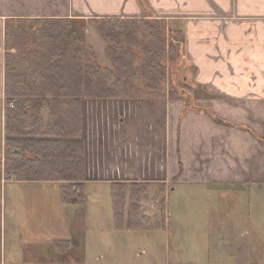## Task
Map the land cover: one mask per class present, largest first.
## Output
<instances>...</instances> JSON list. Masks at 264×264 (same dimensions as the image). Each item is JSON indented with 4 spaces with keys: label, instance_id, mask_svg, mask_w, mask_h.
I'll return each instance as SVG.
<instances>
[{
    "label": "crops",
    "instance_id": "crops-1",
    "mask_svg": "<svg viewBox=\"0 0 264 264\" xmlns=\"http://www.w3.org/2000/svg\"><path fill=\"white\" fill-rule=\"evenodd\" d=\"M146 2L148 11L139 0H0V160L4 168V161L17 152L25 165L10 180L1 171L5 209L4 217L0 215V232L1 220L5 225L9 220L18 229L12 228L4 237L0 233V264H13L18 255L35 254L46 236V223L64 229L54 210L71 206L61 201L58 176L84 174L89 177L85 188L86 183L111 188V184L133 182L160 185L161 189L176 183L190 188L264 187V144L260 141L264 140V0ZM96 19L160 20L169 29L183 32V54L194 68L198 87L192 91L193 103L163 100L162 156L149 154L137 139L141 133L129 130V121L122 117L126 101H104L100 106L92 98L83 99L79 90L32 87L21 90L22 96L70 99L7 103V62L12 65L13 58L20 55L19 60L26 54L28 59L35 55L30 59L38 65L49 63L60 48L58 43L39 40L42 26L61 24L75 38L84 32L85 47L110 66L105 50L101 57L89 41ZM205 109L229 125L216 124L203 114ZM115 115L120 118L117 125L111 122ZM63 151L64 161L82 154L85 167L69 172L66 164H55L63 158ZM141 154L155 163L156 175L124 179L125 172L135 175L138 171ZM18 176L46 179L19 181ZM21 228L27 235L19 234ZM66 236L59 234L58 238L68 240Z\"/></svg>",
    "mask_w": 264,
    "mask_h": 264
},
{
    "label": "rangeland",
    "instance_id": "rangeland-1",
    "mask_svg": "<svg viewBox=\"0 0 264 264\" xmlns=\"http://www.w3.org/2000/svg\"><path fill=\"white\" fill-rule=\"evenodd\" d=\"M144 34L147 30L143 27L138 40ZM89 36L87 38L102 57L108 43L100 36L96 26ZM128 44L140 50L138 42ZM167 56L163 65L167 68L168 79L162 84L161 99L150 95L139 81L134 82L136 90L132 91L138 94L133 93L131 101L121 99L126 101L122 117L129 121V130L140 132L137 139H141V146L157 157L163 154V100L184 99L193 103L195 93L189 94L187 88L194 91L198 87L194 81V68L187 55L183 54V49L179 62H173L170 55ZM183 56L186 59H182ZM106 59L110 62L107 55ZM170 75L171 82H174L172 87ZM201 95L206 94L201 92ZM95 102H99L100 106L104 103ZM119 119L115 115L111 122L117 125ZM131 152L136 156L133 148ZM155 168V163L147 162L141 154L135 175L129 170L123 176L130 180L149 177V173L155 174ZM86 186L84 208L69 205L77 209V214L71 207L54 210L60 216L64 229L59 231L46 223V236L39 241L36 253L18 255L13 264H264V187L190 188L189 185L172 184L165 188L168 209L165 228L139 231L129 229L126 223L117 226L114 222L110 186H90L87 183ZM154 188L162 191L160 185H154ZM60 197L62 201V194ZM4 202L0 192L1 218ZM148 211L154 214L156 209L152 206ZM1 224L3 237L12 228L18 229L9 220L6 225L1 220ZM19 234H26L24 228L19 230ZM59 234L67 235L70 240L68 248L62 250L54 243L59 240Z\"/></svg>",
    "mask_w": 264,
    "mask_h": 264
},
{
    "label": "trees",
    "instance_id": "trees-1",
    "mask_svg": "<svg viewBox=\"0 0 264 264\" xmlns=\"http://www.w3.org/2000/svg\"><path fill=\"white\" fill-rule=\"evenodd\" d=\"M141 6L148 11L146 0H139ZM92 23L97 27L100 36L108 43L105 53L110 60V66L103 65L96 52L92 48L85 47V33L80 32L75 38L66 31L61 24L42 26L39 28V40L58 43L60 48L56 51L50 62L38 65L32 62L35 55H22V58H13L6 65L7 103L13 100L44 99L47 101L70 99L69 96H57L56 98L23 97L21 90L32 87L48 89H75L81 91L82 98H92L95 101L130 100L133 98L132 91L136 90L134 82H141L147 92L161 99L162 84L168 79V71L163 63L170 55L173 62L181 60V48L184 45V36L181 30H172L166 23L160 20H130V19H96ZM147 30V34L138 40L141 28ZM138 42L139 49H133L129 42ZM128 45H127V44ZM136 46V47H137ZM36 54V49L29 50ZM36 58V56H35ZM183 59V57H182ZM48 61V60H47ZM14 70V72H13ZM18 70V74L15 71ZM173 67L171 70V74ZM14 73V74H13ZM173 75V74H172ZM170 85L173 86L174 82ZM192 93L191 88H187ZM187 90H185L186 92ZM136 92V91H135ZM90 95H85L89 94ZM176 94V91H175ZM162 96V97H161ZM190 96V95H189ZM77 101L76 96H70ZM179 97V96H177ZM184 100V99H182ZM187 102L186 100H184ZM218 125H229L227 122L215 116L208 110H202ZM264 144V140H260ZM7 143V142H6ZM60 153V152H59ZM58 153V154H59ZM62 157L55 164H66L69 172H76L86 165L82 154L75 156L71 161H64ZM49 163V162H48ZM25 167L22 156L17 152L10 159L0 160V175L3 168L5 180L12 179V174L21 173ZM52 178V177H51ZM17 180L34 181L46 178L16 177ZM56 181H61L62 201L66 205L82 206L85 200L84 183L89 177L82 174L58 176ZM112 210L114 222L117 226L126 223L132 230L148 231L162 230L166 226L168 218L167 198L165 188L155 190L151 184L133 182L131 184H111ZM154 206L156 212L149 214V207ZM54 243L61 249L68 248L70 240H55Z\"/></svg>",
    "mask_w": 264,
    "mask_h": 264
},
{
    "label": "built area",
    "instance_id": "built-area-1",
    "mask_svg": "<svg viewBox=\"0 0 264 264\" xmlns=\"http://www.w3.org/2000/svg\"><path fill=\"white\" fill-rule=\"evenodd\" d=\"M11 106H13V105H11Z\"/></svg>",
    "mask_w": 264,
    "mask_h": 264
}]
</instances>
